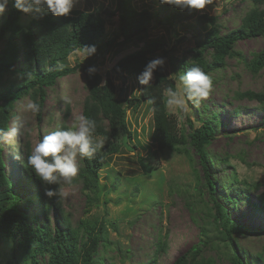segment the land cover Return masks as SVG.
<instances>
[{"label":"trees","instance_id":"1","mask_svg":"<svg viewBox=\"0 0 264 264\" xmlns=\"http://www.w3.org/2000/svg\"><path fill=\"white\" fill-rule=\"evenodd\" d=\"M133 1L118 0L119 31L122 36L118 43L126 45L135 40L142 41L149 34L154 18L157 23L167 25L172 30L177 26L205 30L197 37L190 57L183 56L181 63L184 73L194 65L201 67L212 83L213 73L225 68L228 57L243 58L242 53L235 49L240 40L264 36V0H251L253 7L241 18L239 27L225 34L221 32L222 25L217 16L201 13L199 10H182L159 1L154 17L151 9L139 10ZM104 14L110 17L116 15L114 11L106 13L101 9L74 10L69 16L61 17L44 12L35 15L27 25H23L22 13L9 4L6 12L0 15V130L8 132L16 103L24 95H30L39 105L36 116L38 121L42 120L41 110L49 95L48 89L54 87L59 78L83 69L88 95L82 116L95 120L96 140L98 137H105L109 141L91 159H81L77 176L86 190L89 211L93 204L99 202L100 170L110 156L125 148L123 137L127 136L129 144L135 148H138V144L141 145L140 142L136 144L132 141L135 133L129 127L127 112L132 109L135 111L147 102L153 111L150 137L156 145V150H150L149 153L170 151L185 154L193 161L194 157L188 148L191 145L200 159V167H193L197 177L196 190L202 199L204 196L209 198L206 203L207 215L212 217L215 229L225 242V255L232 264H264L262 252L249 253L239 242L241 237L261 233L264 228L237 223L230 218L228 207L219 199L218 178L211 170L217 156L210 150V144L217 136V128L221 124L219 114L212 111L208 116L199 117L201 125L186 133L178 124L177 118L168 111L165 89H175L176 84L167 75L165 68L154 74V81L150 86L140 85L138 96L122 97L118 94L112 78H107L102 83V76L97 70L92 75L88 74L87 69L94 67L92 64H65L69 56L77 50L85 46H100L99 41L106 34ZM113 42L115 41L112 38L107 45ZM160 50L165 55L169 53L162 42H147L117 62L114 72L126 70L138 74L139 77L145 65L158 57L157 52ZM245 64L251 72L258 74L264 68V50L254 53ZM16 73L21 75V80L15 79L6 85L4 77ZM237 96L256 101L264 109V90H246L237 93ZM61 110L63 118L54 131L70 127L66 122L71 114L69 103ZM190 123L193 125L191 121ZM31 148L27 142L20 149V169L33 189L31 194L24 197L16 192L18 179L14 178L9 169L8 157L6 158L0 144V236L8 240V243L12 239L11 256L5 263L1 260L0 264H107V257L101 253V248L105 250L112 244L106 222L81 219L77 225H72L63 207V198H49L45 194L48 188L56 186L43 183L31 169L25 167ZM139 158L145 174L150 173L152 166L140 155ZM219 159L229 162L228 156ZM223 186L226 187V192L230 186H236L237 192L242 193L248 203L264 214V192L257 196L258 201L255 202L249 194L257 188V184L239 181L233 172ZM224 197L232 206L236 204L235 197L228 194ZM32 204L37 209L30 214L28 210H32ZM51 211L54 215L53 222L49 217ZM204 230L203 227L202 231ZM214 246L213 237L201 232L200 240L180 254L172 264H216L214 257L207 253L208 250H214ZM167 247V237L159 233L149 262L154 264L159 254L167 252ZM118 251H121V247H118ZM128 253L130 250L121 254V259L124 260ZM39 257L43 260L40 261Z\"/></svg>","mask_w":264,"mask_h":264},{"label":"rangeland","instance_id":"2","mask_svg":"<svg viewBox=\"0 0 264 264\" xmlns=\"http://www.w3.org/2000/svg\"><path fill=\"white\" fill-rule=\"evenodd\" d=\"M159 1L134 0L133 3L139 10L151 9L155 17ZM252 5L251 0H213L212 4L199 11L217 16L222 25L221 32L225 34L239 27L241 18ZM117 8L118 0H76L73 11L101 9L106 13L114 11L116 15L110 17L104 14L106 34L99 41L100 46L95 47L94 55L87 57L84 49H80L72 53L65 64L74 66L90 63L101 74L102 83L107 78L113 79L120 96H138V74L126 70L114 72V66L125 55L145 43L157 41L162 42L169 51L168 55H165L160 50L157 55L165 59L164 68L167 75L173 78L177 85L179 77L184 74L182 57H190L197 37L205 30L186 29L183 26L172 30L167 25L157 23L154 18L149 34L142 41L135 40L120 45L118 42L122 40V36L119 31ZM35 15L37 14L22 13V24L27 25ZM112 38L115 42L108 46L107 42ZM235 49L242 53L243 58L228 57L225 68L213 73V86L207 99L199 106L186 101L183 110L168 105V111L177 118L178 124L186 133L201 125L199 117L208 116L212 111L219 114L221 124L217 128V136L210 144L211 152L218 157L214 158L211 170L218 178L219 199L228 207L230 218L237 223L264 228V214L248 203L243 194L237 192L236 186H230L227 192L223 186L229 175L235 172L239 181L257 184V188L249 192L254 202L258 201L257 196L264 192V109L256 101L237 96V93L246 90H264V68L255 74L245 64L254 53L264 50V36L240 40ZM15 79L20 81L21 75L7 74L4 82L7 85ZM48 92L49 95L42 105L40 121L37 120L36 112L27 109V105L34 102L30 95H24L17 101L15 114L7 132L8 140L2 144L4 154L8 157L7 165L14 178L18 179L16 192L24 197L31 194L33 189L20 169V149L25 147L27 142L33 147L43 136L54 131L63 118L61 109L64 110L67 103L71 107V114L66 121L69 126L82 116L88 95L85 71L77 69L59 78L57 84L49 88ZM152 113V108L147 102L137 110L127 112L129 127L135 133L132 141L140 142L141 145L138 144V148L133 147L127 137L128 145L133 148L125 147L121 152L109 157L100 170L99 202L93 204L90 211L87 207L89 201L86 190L83 189L82 180L78 176L70 184L63 186L66 193L63 197V207L72 225H77L81 219L106 222L112 244L105 250L101 248V253L107 257V264H152L149 260L154 253L159 233L167 237L168 247L167 252L157 256L154 264H172L180 254L200 240L201 232L211 235L215 240L214 250H208L207 253L214 257L216 264H232L225 255V242L215 229L212 217L207 215L206 203L209 198L204 196L202 199L196 190L197 177L193 167H200L198 153L189 145L193 161L185 154L170 151L150 154V150H156V145L150 137L153 129ZM190 121L193 125H190ZM97 141H103V145L109 143L105 137H98ZM139 155L152 166L150 173L145 174ZM224 156L229 157L228 163L219 159ZM80 165L81 159L78 157V166ZM226 194L236 198L234 206L225 201ZM31 207L32 210H28L30 214L37 209L34 205ZM49 217L53 222V211L49 213ZM0 237V261L5 263L11 256L12 239L8 243V240ZM239 242L249 253L262 252L264 255V231L243 236ZM118 247H121L122 253L118 251ZM126 250H130V253L122 260L121 254H126ZM39 260L43 259L39 257Z\"/></svg>","mask_w":264,"mask_h":264},{"label":"clouds","instance_id":"3","mask_svg":"<svg viewBox=\"0 0 264 264\" xmlns=\"http://www.w3.org/2000/svg\"><path fill=\"white\" fill-rule=\"evenodd\" d=\"M162 4L174 6L182 10H202L213 0H160ZM76 0H0V15H3L9 4L25 15L42 14L50 12L54 16H69L75 6ZM87 57L96 53L95 46H85ZM86 57V58H87ZM165 59L157 57L151 59L138 77L142 86H150L157 71H162ZM88 74L92 75L96 69L89 67ZM212 80L199 66L190 67L179 77L176 88L165 89L167 103L184 109L186 101L199 106L207 99L212 90ZM27 109L33 113L39 111V105L29 103ZM96 131L95 120L86 116L78 117L70 127L49 132L31 148L27 156L25 167L31 169L35 176L47 185L46 195L49 198H63L66 193L64 185L70 184L78 175V157L91 159L98 149L103 147V141L94 138ZM8 133L0 130V144L7 142Z\"/></svg>","mask_w":264,"mask_h":264},{"label":"water","instance_id":"4","mask_svg":"<svg viewBox=\"0 0 264 264\" xmlns=\"http://www.w3.org/2000/svg\"><path fill=\"white\" fill-rule=\"evenodd\" d=\"M123 142H124V145L125 147H127L128 149H132L133 147L129 146L128 143H127V136H124L123 137Z\"/></svg>","mask_w":264,"mask_h":264}]
</instances>
